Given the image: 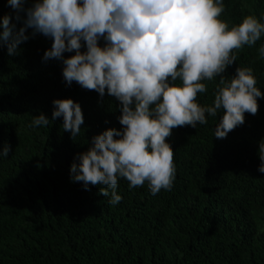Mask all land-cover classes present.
<instances>
[{"label": "trees", "instance_id": "trees-1", "mask_svg": "<svg viewBox=\"0 0 264 264\" xmlns=\"http://www.w3.org/2000/svg\"><path fill=\"white\" fill-rule=\"evenodd\" d=\"M223 4L219 19L229 27L247 15L264 23V0ZM5 16L14 31L23 26L8 0H0V21ZM25 34L29 39L12 55L0 43V151L10 146L0 157V264H264V173L258 171L264 95L257 98V113H245L244 124L224 139L214 136L222 109L196 128H174L166 141L176 168L171 190L153 195L147 182L129 188L118 178L122 199L112 205L110 195L100 194L103 186L85 190L73 181L70 167L95 135L122 129L120 102L107 91L100 96L75 81L67 84L62 60L44 59L51 38L31 29ZM98 44L104 46L103 38ZM262 45L264 34L235 51L223 75L250 67L264 94ZM80 51H86L83 41ZM218 82L202 81L207 91L198 93L197 103L211 106ZM55 99L79 104L84 123L75 139L63 130L62 117L52 119ZM40 114L49 125L30 126Z\"/></svg>", "mask_w": 264, "mask_h": 264}, {"label": "clouds", "instance_id": "clouds-1", "mask_svg": "<svg viewBox=\"0 0 264 264\" xmlns=\"http://www.w3.org/2000/svg\"><path fill=\"white\" fill-rule=\"evenodd\" d=\"M8 0L15 20L0 21V43L9 55L17 46L40 33L52 40L44 59L63 62L62 75L86 90L115 97L120 102L121 130L109 128L92 138V146L78 155L70 167L71 179L99 188L112 205L121 201L118 178L129 188L147 182L151 194L171 190L175 179L174 152L167 138L177 127L207 123L206 114H223L214 136L224 139L244 124V114L255 115L262 97L250 67H237L235 75H223L237 57L235 51L253 46L264 34V23L253 15L229 27L219 19L223 0ZM23 13V17L21 16ZM103 38L105 44L99 46ZM81 41L86 51L81 52ZM65 52L75 53L64 58ZM264 57V45L259 48ZM211 106L197 103L198 93L213 81ZM179 80L181 83L176 84ZM52 119L63 118V130L75 139L81 133L83 113L72 99L53 100ZM49 119L34 116L30 126H48ZM5 145L0 157H6ZM258 171L264 173V139L259 142ZM111 190V192H109Z\"/></svg>", "mask_w": 264, "mask_h": 264}]
</instances>
